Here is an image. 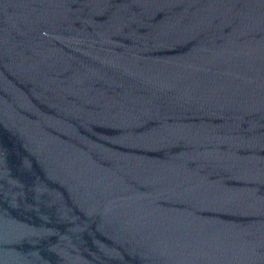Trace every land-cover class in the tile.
Segmentation results:
<instances>
[{"label": "water", "instance_id": "obj_1", "mask_svg": "<svg viewBox=\"0 0 264 264\" xmlns=\"http://www.w3.org/2000/svg\"><path fill=\"white\" fill-rule=\"evenodd\" d=\"M0 264H264V0H0Z\"/></svg>", "mask_w": 264, "mask_h": 264}]
</instances>
